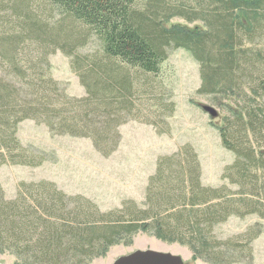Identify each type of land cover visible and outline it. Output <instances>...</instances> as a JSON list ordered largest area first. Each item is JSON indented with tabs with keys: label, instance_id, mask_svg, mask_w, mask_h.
I'll list each match as a JSON object with an SVG mask.
<instances>
[{
	"label": "trees",
	"instance_id": "trees-1",
	"mask_svg": "<svg viewBox=\"0 0 264 264\" xmlns=\"http://www.w3.org/2000/svg\"><path fill=\"white\" fill-rule=\"evenodd\" d=\"M194 3L188 10L177 0H0V166L43 162L16 135L25 119L51 133L89 138L110 155L129 118L130 98L148 75L158 74L170 47L192 54L199 64L197 93L231 113V122L222 116L219 131L235 155L223 174L227 183L218 187L201 183L189 146L160 157L141 207L126 200L121 208L100 211L44 180L20 183L15 198L6 199L0 185V252L12 248L17 264H87L141 228L188 246L210 264L251 257L259 225L224 240L213 231L231 216L264 219V117L249 101L264 95V49L254 41L264 36V0ZM54 13L59 19L50 24L46 14ZM174 16L203 25L171 23ZM90 36L99 51L74 54ZM55 50L71 58L83 96L68 95L50 76L47 57ZM151 125L167 132L162 124Z\"/></svg>",
	"mask_w": 264,
	"mask_h": 264
},
{
	"label": "rangeland",
	"instance_id": "rangeland-1",
	"mask_svg": "<svg viewBox=\"0 0 264 264\" xmlns=\"http://www.w3.org/2000/svg\"><path fill=\"white\" fill-rule=\"evenodd\" d=\"M177 1L188 10L195 5L194 0ZM2 14L8 15V11H2ZM45 19L53 24L59 16L46 14ZM170 22L192 29L203 25L200 20L188 21L179 16L172 17ZM254 41L264 49V36H257ZM98 51L96 38L90 36L74 54L91 56ZM47 58L51 66L50 76L58 82L59 88L70 96H83L85 89L79 74L71 67V58L60 50L50 53ZM85 70L86 66L80 72ZM147 79L144 88L135 89L130 98L129 118L118 128L120 142L108 156L98 152L89 138L51 133L45 124L32 119L21 121L16 131L19 141L40 153L44 160L38 166L2 164L0 185L5 198H15L20 183L44 180L53 182L66 195L90 200L100 211L121 208L126 200L141 207L157 160L185 146H189L197 156L203 185L218 187L226 184L223 174L234 162L235 155L223 146L219 128L224 123L222 116L231 118L229 122L233 118L230 112L213 104L208 96L197 93L201 81L199 64L192 54L185 48L170 47L158 74L148 75ZM132 81L137 84V79ZM250 100L254 110L260 109V115L264 117V95L256 101ZM204 105L213 107L217 116L211 117L205 112L202 109ZM151 124H162V130L167 132L158 133ZM230 188L237 189L232 185ZM256 225L261 231L251 241V257L233 264H264V219L257 214L231 216L215 227L213 234L218 240H224L242 235ZM137 249L179 255L185 264H210L195 257L188 246L163 240L150 229L141 228L117 240L103 255L90 259L87 264H111L117 257ZM0 262L17 264L19 258L12 248H6L0 252Z\"/></svg>",
	"mask_w": 264,
	"mask_h": 264
},
{
	"label": "water",
	"instance_id": "water-1",
	"mask_svg": "<svg viewBox=\"0 0 264 264\" xmlns=\"http://www.w3.org/2000/svg\"><path fill=\"white\" fill-rule=\"evenodd\" d=\"M202 109L211 117L217 116V111L211 107L204 105ZM0 264H4L0 262ZM111 264H185L179 255L169 252L155 251L151 249L134 250L125 255L117 257Z\"/></svg>",
	"mask_w": 264,
	"mask_h": 264
}]
</instances>
